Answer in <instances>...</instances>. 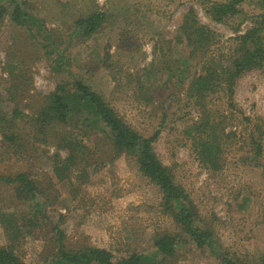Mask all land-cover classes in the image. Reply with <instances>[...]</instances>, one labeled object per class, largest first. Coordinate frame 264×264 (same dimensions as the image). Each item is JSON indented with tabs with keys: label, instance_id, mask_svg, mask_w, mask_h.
<instances>
[{
	"label": "rangeland",
	"instance_id": "rangeland-1",
	"mask_svg": "<svg viewBox=\"0 0 264 264\" xmlns=\"http://www.w3.org/2000/svg\"><path fill=\"white\" fill-rule=\"evenodd\" d=\"M223 1L0 0V108H12L7 90L17 74L27 78L14 121L23 145L7 146L0 132V174L23 171L38 184L25 198L18 181L0 180V246L29 264H71L55 262L60 246L116 257L145 251L147 264H225L222 252L239 264H264V61L232 86L214 78L235 68V37L262 20L264 7L242 0L236 14L215 20L209 9ZM16 3L25 17L15 18ZM95 10L105 22L90 36L75 35L74 20ZM189 14L215 33L204 53L181 34ZM74 76L136 132L158 131L152 150L212 232L206 245L158 252L154 240L182 234L181 225L137 157L115 151L101 121L78 107L39 130L47 96ZM204 141L214 163L203 156Z\"/></svg>",
	"mask_w": 264,
	"mask_h": 264
},
{
	"label": "trees",
	"instance_id": "trees-1",
	"mask_svg": "<svg viewBox=\"0 0 264 264\" xmlns=\"http://www.w3.org/2000/svg\"><path fill=\"white\" fill-rule=\"evenodd\" d=\"M242 0H228L223 2H215L210 12L213 13L215 20H224L239 11L237 4ZM260 5L264 7V0L260 1ZM15 18L25 17L27 13L23 11L20 4L16 3L14 12ZM106 14L102 11H92L87 16L78 17L74 20V34L78 36H90L105 22ZM185 24L181 34L193 49L201 50L203 53L214 41L215 33L207 25L200 23L193 15L185 16ZM264 22V14L262 20H254V23L244 33L238 34L236 52L238 55L233 60L235 66L232 70H225L228 76L215 74L214 78L220 76L222 80L228 81L229 85H233L237 75L246 68L254 65H261L264 61V35L262 32V23ZM261 31V32H260ZM191 47V48H192ZM213 74L202 76L199 85H206ZM27 82V78L20 74L15 77V82L11 84L7 90V99L12 102V108L5 110L0 108V132L9 143L16 146H22L20 142L22 133L18 125L14 122L16 118L22 115V110L18 107L17 96L23 90V85ZM67 87V88H66ZM232 92V90H231ZM50 96V98H49ZM82 108L89 113L94 120L101 121L109 130L108 138L117 153L127 151L137 157L143 172L155 183H157L164 192L165 204L174 213L176 219L181 225L182 234H164L154 240L153 246L163 255H170L175 250V245L186 244L203 247L212 237V232L201 225L200 217L195 207L190 201L188 194L184 192L181 185H178L170 171L156 157L152 150V144L157 139L158 131L150 136H144L133 130L124 120L115 112L112 106L101 96L100 93L91 89L84 82L83 78L74 76V78L62 85L57 86L56 90L47 96L45 104L36 117L39 130L44 131L50 122H62L67 119L68 114L74 108ZM51 121L49 122V120ZM42 140H48L47 136H43ZM69 143V139H64ZM28 143H30L28 141ZM208 141H204L203 156L209 163H214V157H210V145ZM67 146V145H65ZM258 146V145H257ZM260 149H257L259 153ZM3 179L7 183L18 181L16 187L17 196L29 198L34 197L35 191L38 190V184L33 178L23 171L14 175L0 174V180ZM5 222L6 216L1 217ZM8 224V223H7ZM145 251H138L127 256L116 257L111 251L103 248L86 247L85 249L69 250L60 246L54 260L55 262H68L71 264H147L149 257L145 256ZM219 257L225 264H239L237 260L230 257L226 252L219 254ZM0 264H29L23 261L19 255L10 247L0 246Z\"/></svg>",
	"mask_w": 264,
	"mask_h": 264
}]
</instances>
